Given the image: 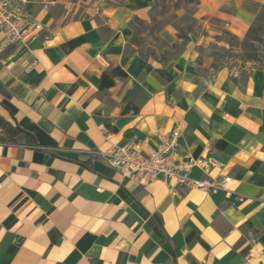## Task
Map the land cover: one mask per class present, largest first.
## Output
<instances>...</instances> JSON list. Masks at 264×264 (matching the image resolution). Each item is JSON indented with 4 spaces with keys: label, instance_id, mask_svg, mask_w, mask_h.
Segmentation results:
<instances>
[{
    "label": "crops",
    "instance_id": "1",
    "mask_svg": "<svg viewBox=\"0 0 264 264\" xmlns=\"http://www.w3.org/2000/svg\"><path fill=\"white\" fill-rule=\"evenodd\" d=\"M156 1L27 0L39 37L10 44L0 30V121L18 129L0 127V264H263L264 70L206 77L190 51L141 56L134 25ZM196 8L243 38L264 0ZM176 128L181 157L216 161L190 177L229 176L226 189L174 194L98 155Z\"/></svg>",
    "mask_w": 264,
    "mask_h": 264
},
{
    "label": "rangeland",
    "instance_id": "2",
    "mask_svg": "<svg viewBox=\"0 0 264 264\" xmlns=\"http://www.w3.org/2000/svg\"><path fill=\"white\" fill-rule=\"evenodd\" d=\"M196 9L195 3L186 0H157L153 12L156 28L134 25L136 51L162 62L190 51L197 72L206 77L221 70L243 76L253 69L264 70V9L259 13L256 40L248 45L243 44L246 36L239 38L223 26H209L195 18ZM165 28L173 34L172 39L165 35Z\"/></svg>",
    "mask_w": 264,
    "mask_h": 264
},
{
    "label": "built area",
    "instance_id": "3",
    "mask_svg": "<svg viewBox=\"0 0 264 264\" xmlns=\"http://www.w3.org/2000/svg\"><path fill=\"white\" fill-rule=\"evenodd\" d=\"M27 0H0V30L10 44L28 43L37 39L43 30L40 22L30 18L24 11ZM45 9L49 6L45 5ZM108 139L110 135L106 136ZM181 131L174 129L170 134L159 138L156 146L147 141H129L113 144L98 155L124 177L133 179L150 177L160 179L171 185L174 194L179 188L196 189L207 194L226 189L232 178L227 176L220 180H195L190 177L193 167L207 168L216 166V161L197 160L193 157H181L179 139ZM250 261V259H248ZM264 264V257H262Z\"/></svg>",
    "mask_w": 264,
    "mask_h": 264
},
{
    "label": "trees",
    "instance_id": "4",
    "mask_svg": "<svg viewBox=\"0 0 264 264\" xmlns=\"http://www.w3.org/2000/svg\"><path fill=\"white\" fill-rule=\"evenodd\" d=\"M186 2H189V3H195L196 5L199 4V0H186ZM153 12H154V9H153ZM262 14L258 15V17L256 18V20L254 21V23L251 25L250 29L248 30L247 34H246V38L244 39L243 41V44L244 45H248L250 42H255L257 35H258V32H257V26H258V21H259V17L261 16ZM263 19L264 16H261ZM139 22V24L143 25V26H148L149 28H152V29H155L156 27L153 28V24L155 23L154 21V18H153V21L151 23H147V22H144V21H141V20H137ZM253 57H250L249 60H252ZM0 127L3 129V130H9L11 132H17L18 129L17 128H13L11 127L8 123H5L3 121H0Z\"/></svg>",
    "mask_w": 264,
    "mask_h": 264
}]
</instances>
